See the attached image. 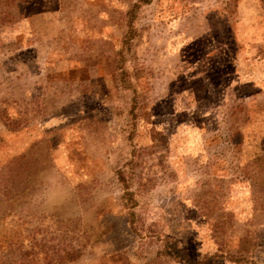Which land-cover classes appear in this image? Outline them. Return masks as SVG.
Returning <instances> with one entry per match:
<instances>
[{
    "label": "rangeland",
    "instance_id": "rangeland-1",
    "mask_svg": "<svg viewBox=\"0 0 264 264\" xmlns=\"http://www.w3.org/2000/svg\"><path fill=\"white\" fill-rule=\"evenodd\" d=\"M3 101L0 209L59 264H264V0H0Z\"/></svg>",
    "mask_w": 264,
    "mask_h": 264
},
{
    "label": "trees",
    "instance_id": "trees-1",
    "mask_svg": "<svg viewBox=\"0 0 264 264\" xmlns=\"http://www.w3.org/2000/svg\"><path fill=\"white\" fill-rule=\"evenodd\" d=\"M137 1L148 2L149 0ZM131 18L132 15L129 16L127 21L130 22ZM4 103L5 101L0 104V115H2L1 112L3 111ZM154 135H158V132L156 131L154 134L149 132L152 142L147 149L156 145L157 141L154 140ZM2 176L9 178L15 177V161L0 169V177ZM1 187V195H6V186L3 185ZM8 187L14 190V187L10 185ZM14 218L15 214L13 209H0V253L2 252V255H0V264H16V262H19V264H59L72 260L77 253V248L68 243L64 244V239L45 228L39 229L35 227L34 229H29L27 230V234L20 235L21 239H19V234L15 235V227H11L15 226ZM46 241L51 242L46 244ZM39 243H41V246L36 247ZM24 245L32 249L31 256L27 257V254L22 255V257L16 256ZM1 256L3 257L1 258ZM175 256L176 259L183 260L185 258L178 252Z\"/></svg>",
    "mask_w": 264,
    "mask_h": 264
}]
</instances>
